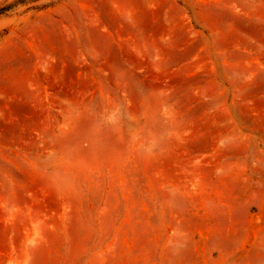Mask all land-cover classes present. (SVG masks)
Returning <instances> with one entry per match:
<instances>
[{
	"label": "rangeland",
	"instance_id": "1",
	"mask_svg": "<svg viewBox=\"0 0 264 264\" xmlns=\"http://www.w3.org/2000/svg\"><path fill=\"white\" fill-rule=\"evenodd\" d=\"M0 264H264V0H0Z\"/></svg>",
	"mask_w": 264,
	"mask_h": 264
}]
</instances>
